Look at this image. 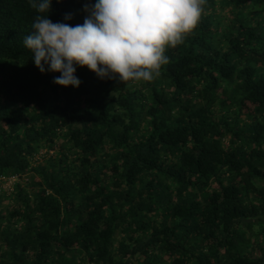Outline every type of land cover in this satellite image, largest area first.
Masks as SVG:
<instances>
[{
    "label": "trees",
    "instance_id": "16d2710c",
    "mask_svg": "<svg viewBox=\"0 0 264 264\" xmlns=\"http://www.w3.org/2000/svg\"><path fill=\"white\" fill-rule=\"evenodd\" d=\"M203 7L154 80L78 67L77 89L31 61L28 0H0V264H264V0Z\"/></svg>",
    "mask_w": 264,
    "mask_h": 264
},
{
    "label": "clouds",
    "instance_id": "9594fccd",
    "mask_svg": "<svg viewBox=\"0 0 264 264\" xmlns=\"http://www.w3.org/2000/svg\"><path fill=\"white\" fill-rule=\"evenodd\" d=\"M59 2V0H57ZM206 0H96L85 5L83 24L53 22V0H28L39 15L23 38L41 73L79 88L77 68L120 84L150 82L168 64L166 51L184 43L199 24ZM65 15L64 20H70Z\"/></svg>",
    "mask_w": 264,
    "mask_h": 264
},
{
    "label": "rangeland",
    "instance_id": "374dc122",
    "mask_svg": "<svg viewBox=\"0 0 264 264\" xmlns=\"http://www.w3.org/2000/svg\"><path fill=\"white\" fill-rule=\"evenodd\" d=\"M9 185V182H4L2 185V188L7 189Z\"/></svg>",
    "mask_w": 264,
    "mask_h": 264
}]
</instances>
